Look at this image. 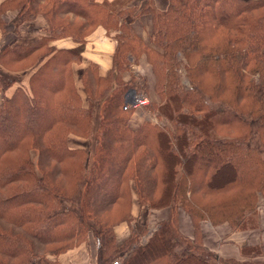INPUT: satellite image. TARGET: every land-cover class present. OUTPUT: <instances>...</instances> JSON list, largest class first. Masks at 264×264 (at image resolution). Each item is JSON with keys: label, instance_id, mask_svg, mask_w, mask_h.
I'll use <instances>...</instances> for the list:
<instances>
[{"label": "trees", "instance_id": "trees-1", "mask_svg": "<svg viewBox=\"0 0 264 264\" xmlns=\"http://www.w3.org/2000/svg\"><path fill=\"white\" fill-rule=\"evenodd\" d=\"M132 1L0 3L1 33L6 13L15 29L38 16L46 24L38 39L0 49V264H59L58 255L89 237L96 264H264L258 246L241 250L245 260L222 259L200 239L203 221L258 228L264 0H167L165 10ZM142 16L151 18L147 41L132 30ZM98 28L116 46L105 75L95 64L82 72L84 105L71 67ZM62 38L78 46L51 45ZM141 55L152 66L156 100L130 73ZM130 89L150 103L124 109ZM137 111L144 117L133 128ZM70 134L88 148L69 147ZM134 203L167 217L150 231ZM180 210L192 221V241L178 230ZM123 222L129 235L118 244L114 227Z\"/></svg>", "mask_w": 264, "mask_h": 264}, {"label": "crops", "instance_id": "crops-1", "mask_svg": "<svg viewBox=\"0 0 264 264\" xmlns=\"http://www.w3.org/2000/svg\"><path fill=\"white\" fill-rule=\"evenodd\" d=\"M2 1L5 0H0V3ZM152 2L154 7L158 10H165L167 7V0H152ZM143 3L144 0H133L131 5L137 6L139 4L142 5ZM9 17L12 19L14 14H10ZM45 28V21L39 16L26 21L18 27V34L16 37H13L12 43L25 44L34 41L44 34ZM11 29L13 31V27H11ZM132 30L136 35L147 41L148 35L151 33V18L149 16L140 17L132 24ZM8 44V39H4V36L0 31V49ZM52 45L57 49H74L77 47V44L71 39L57 40L52 42ZM114 49V40L107 37L103 30L98 28L85 44L80 55V60L77 63L72 64L73 82L84 105H86V99L81 87L82 72L89 64H95L98 67L99 74L105 75L111 68ZM141 63H144V61ZM144 71L146 72L145 75L149 73V69H144ZM127 79L128 78L126 77V80ZM146 84L150 93V99L156 100L152 93L153 82L148 80L146 81ZM12 91L13 88L8 89L4 93V96L9 97ZM143 117L144 115L141 111L134 113L131 120V126L133 128L138 127L142 122ZM67 142L68 146L74 149H83L85 146L82 140L69 138ZM132 212L137 217V222L140 224H144L146 220H155V226L153 225V228L151 229L148 228L150 231L155 229L158 222L167 217V212H164L165 214L160 218L155 217V213H163V210L150 212L143 207L138 211L135 203ZM177 227L182 236L191 241L194 239L192 221L182 210L178 212ZM128 235V223L123 222L114 227V237L118 244L124 242ZM200 239L201 246L205 251L214 253L222 259L245 260L241 254V250L243 248L258 246L261 248V259L264 262V204L259 208L257 229L234 231L228 224L213 226L210 222L203 221L200 223ZM56 259L59 264H96V248L92 238L89 237L86 243L58 255Z\"/></svg>", "mask_w": 264, "mask_h": 264}, {"label": "rangeland", "instance_id": "rangeland-1", "mask_svg": "<svg viewBox=\"0 0 264 264\" xmlns=\"http://www.w3.org/2000/svg\"><path fill=\"white\" fill-rule=\"evenodd\" d=\"M139 6H140V4H139ZM10 14H12V13H6L2 18V21H3V24H4V29H3V32H2V35L4 36V39L6 38V39H8V45L9 46H11V45H13V44H15V43H12V41H13V37H16V35L18 34L17 32H18V28H16L15 29V27L13 26V23H12V19H10ZM9 15V16H8ZM42 18V17H41ZM43 19V18H42ZM11 27H13V31H12V29H11ZM97 30V29H96ZM11 32V33H10ZM15 35V36H14ZM108 37V36H107ZM110 38V37H109ZM62 39H71V38H62ZM112 39V38H111ZM58 40H61V39H58ZM72 40V39H71ZM113 40V39H112ZM55 41H57V40H55ZM55 41H53V42H55ZM73 41V40H72ZM74 42V41H73ZM115 42V41H114ZM75 43V42H74ZM87 43V42H86ZM85 43V44H86ZM77 44V43H76ZM51 45H52V43H51ZM77 46H78V44H77ZM85 46V45H84ZM115 46H116V42H115ZM84 49V48H83ZM83 51V50H82ZM142 61H144V63H141ZM111 64H112V61H111ZM144 69L146 70H148L149 69V73L147 74V75H145V71H144ZM142 70V71H141ZM130 73L134 76V78L136 79V83L138 84L140 81H142V80H145V81H148V80H150L151 82H155V78H154V74H153V70H152V66L150 65V63H149V61H148V59L144 56V55H141L137 60H136V62H132V64H131V69H130ZM179 73H180V75H181V81H182V85L183 86H185V87H187V86H189V82H188V80H187V78H186V76H185V74H184V72H183V70L182 69H180V71H179ZM22 74V73H21ZM20 75V74H19ZM27 73H24L23 74V82L24 83H26V78H27ZM128 79H129V76L127 75L126 76ZM81 87H82V85H81ZM130 90H132V89H130ZM133 91V90H132ZM130 92H128L127 91V93H126V95H125V97L127 98V96H128V94H129ZM142 96H144V94L142 95ZM125 97H124V100H125ZM146 97V96H145ZM124 107V109H127L126 107H125V105L123 106ZM143 111V110H142ZM69 138H72V139H77V140H82L83 141V143H84V148L83 149H86V148H88V140L87 139H85V138H82V137H79V136H76V135H73V134H70V135H68V137H67V140L69 139ZM37 154H38V152H37V150H32L31 152H30V159H31V161H32V164L34 165V168H35V170L37 171ZM263 204H264V201H263ZM262 204V205H263ZM164 212H166V211H163V213L162 212H159V213H155V217L156 218H160V217H162L165 213ZM151 217V216H150ZM154 221L155 220H149V221H147L146 220V222L144 223L148 228H153L152 226L155 224L154 223ZM155 226V225H154Z\"/></svg>", "mask_w": 264, "mask_h": 264}, {"label": "built area", "instance_id": "built-area-1", "mask_svg": "<svg viewBox=\"0 0 264 264\" xmlns=\"http://www.w3.org/2000/svg\"><path fill=\"white\" fill-rule=\"evenodd\" d=\"M128 92L130 93L128 94L127 98L125 97L124 100V105L127 109H141L149 104L147 97L136 93L134 90H128Z\"/></svg>", "mask_w": 264, "mask_h": 264}]
</instances>
